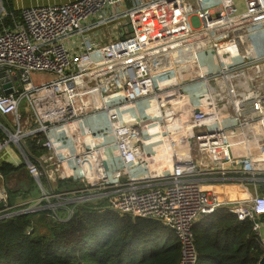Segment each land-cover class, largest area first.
<instances>
[{
  "label": "built area",
  "instance_id": "2783aa9c",
  "mask_svg": "<svg viewBox=\"0 0 264 264\" xmlns=\"http://www.w3.org/2000/svg\"><path fill=\"white\" fill-rule=\"evenodd\" d=\"M244 4L67 0L21 6L12 26L1 8L0 72L13 92L0 84V116L15 129L0 123V165L21 161L15 145L42 193L11 206L2 183L0 219L46 207L58 217L63 203L73 212L99 198L162 221L180 240L179 264H197L195 223L227 207L264 241V191L228 203L203 186L264 181V0ZM111 25L119 36L102 42ZM68 179L77 186L58 190Z\"/></svg>",
  "mask_w": 264,
  "mask_h": 264
},
{
  "label": "trees",
  "instance_id": "16d2710c",
  "mask_svg": "<svg viewBox=\"0 0 264 264\" xmlns=\"http://www.w3.org/2000/svg\"><path fill=\"white\" fill-rule=\"evenodd\" d=\"M3 5L6 15L1 20L12 26L13 17L20 18V11L13 0H3ZM2 27L0 21V31ZM26 143L37 156L43 150L36 138L28 137ZM2 162L0 171L7 180L26 167L25 162ZM41 179L47 185V180ZM29 181L28 188L20 183L8 185L9 205L32 199L36 182L31 177ZM58 185L60 191L77 186L70 179L58 180ZM70 206L73 214L65 220L53 218L54 210L48 207L1 217L0 264H179L180 240L159 219L122 214L99 198ZM203 219L207 225L200 222L193 227L199 253L197 264H259L264 242L250 219L240 220L226 207ZM30 227L33 230L28 233Z\"/></svg>",
  "mask_w": 264,
  "mask_h": 264
},
{
  "label": "crops",
  "instance_id": "0c3cea01",
  "mask_svg": "<svg viewBox=\"0 0 264 264\" xmlns=\"http://www.w3.org/2000/svg\"><path fill=\"white\" fill-rule=\"evenodd\" d=\"M42 1H44L45 3H40ZM63 1L64 0H26V2H25V0H13L16 9H19L21 6H28V5L34 6L35 4H53L55 2H63ZM35 2H39V3H35ZM102 42H104V40H102ZM106 42H109V41L106 39ZM0 123L8 126L11 130L15 129L14 126L11 124L10 119L6 116H0ZM12 150L16 154H17V151L20 152L21 158L20 157L19 158L22 159V161L18 160L19 161L18 165L22 164L24 162L23 161L24 157H23L21 151L19 150V148H17L15 145H13ZM6 160L10 161L7 158H6ZM29 177L33 178L30 175V173L27 169V166H26L25 168L21 169L18 172V174H16L12 179L13 180L17 179L19 181L20 185L24 186L25 188H28V184L30 183ZM33 180L37 184V180H35L34 178H33ZM2 183L6 184L7 188H8V185L10 184V182L5 178V176L3 178V181L0 180V188H1ZM203 186L207 191L217 192L228 203H230V201L236 202V201L244 200V199L248 198L249 196L254 195V192L264 191V181L255 182L254 180L247 179V178H236V179H229L226 181L219 180V179H213V180L210 179L209 181L207 180L206 182H204ZM38 197L39 196H37V197L34 196L30 200L36 199ZM200 222L202 225L208 224L207 221H205L203 219V217H201L197 221V223H200Z\"/></svg>",
  "mask_w": 264,
  "mask_h": 264
},
{
  "label": "rangeland",
  "instance_id": "374dc122",
  "mask_svg": "<svg viewBox=\"0 0 264 264\" xmlns=\"http://www.w3.org/2000/svg\"><path fill=\"white\" fill-rule=\"evenodd\" d=\"M234 3L237 5L238 7V10L239 12H243L246 8V5L244 4V0H233ZM26 2V0H25ZM35 3H39V2H35ZM40 3H45L44 1L40 2ZM29 6V5H28ZM5 12V11H4ZM100 32H101V36L99 35L98 37L99 38H102V40H104V42H106V39L108 41H111V39L113 38H117L119 35H118V28L114 25H111V26H105V27H102L100 29ZM36 81H40L39 79H36ZM22 112H23V107L21 108ZM21 124L24 126L25 125V117H23L21 119ZM17 155H18V158L20 157L21 158V154L20 152L17 151ZM19 158V159H20ZM22 161V159H20ZM27 173V172H26ZM9 182H10V186H17L19 185V181L17 179H12V178H9L8 179ZM67 183L63 184L64 187H66ZM36 188H35V191H34V194H32V198L34 196H39L41 195L42 193V188L41 186L39 185V183H37L36 185ZM67 186H70V185H67ZM74 188V187H73ZM71 200V199H69ZM58 202V201H57ZM68 203H63L61 204L60 206H58L56 208V211L58 210V217L54 216L53 218H56L57 220L60 219V220H65V219H69V217L72 216L73 212L70 211L71 209H68V211L64 208H62L61 210H59L58 208H60L61 206H64V205H67ZM70 208H72V206L69 205Z\"/></svg>",
  "mask_w": 264,
  "mask_h": 264
},
{
  "label": "water",
  "instance_id": "95a60500",
  "mask_svg": "<svg viewBox=\"0 0 264 264\" xmlns=\"http://www.w3.org/2000/svg\"><path fill=\"white\" fill-rule=\"evenodd\" d=\"M4 5H3V0H0V14L2 13V9ZM10 78V75L7 71H2L0 72V84L3 86L4 88V92L6 94H10L13 92V86H12V83H9L7 82ZM16 79V78H14ZM15 84L17 85L18 84V80L15 82ZM20 87V86H19ZM5 208V203L4 201H1L0 202V210ZM20 211H14V212H11L9 214L11 215H14V214H19ZM259 264H264V254L262 255V257L260 258L259 260Z\"/></svg>",
  "mask_w": 264,
  "mask_h": 264
}]
</instances>
